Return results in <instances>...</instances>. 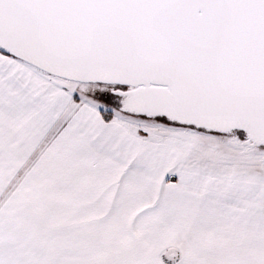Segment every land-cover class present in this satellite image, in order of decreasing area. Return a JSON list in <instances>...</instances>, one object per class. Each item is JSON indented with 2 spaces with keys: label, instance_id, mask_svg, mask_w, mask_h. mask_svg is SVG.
Returning a JSON list of instances; mask_svg holds the SVG:
<instances>
[{
  "label": "snow or ice",
  "instance_id": "obj_1",
  "mask_svg": "<svg viewBox=\"0 0 264 264\" xmlns=\"http://www.w3.org/2000/svg\"><path fill=\"white\" fill-rule=\"evenodd\" d=\"M0 264H264V0H0Z\"/></svg>",
  "mask_w": 264,
  "mask_h": 264
}]
</instances>
